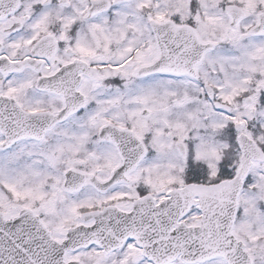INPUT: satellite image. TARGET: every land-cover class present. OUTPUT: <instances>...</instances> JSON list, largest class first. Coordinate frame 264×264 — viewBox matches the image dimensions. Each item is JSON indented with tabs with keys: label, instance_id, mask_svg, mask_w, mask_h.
Here are the masks:
<instances>
[{
	"label": "snow or ice",
	"instance_id": "6c2138e0",
	"mask_svg": "<svg viewBox=\"0 0 264 264\" xmlns=\"http://www.w3.org/2000/svg\"><path fill=\"white\" fill-rule=\"evenodd\" d=\"M0 264H264V0H0Z\"/></svg>",
	"mask_w": 264,
	"mask_h": 264
}]
</instances>
